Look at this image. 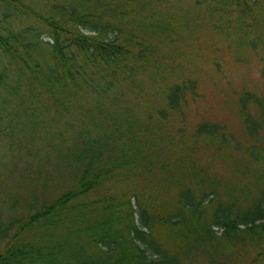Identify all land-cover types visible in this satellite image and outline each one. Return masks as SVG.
I'll list each match as a JSON object with an SVG mask.
<instances>
[{
	"label": "trees",
	"instance_id": "obj_1",
	"mask_svg": "<svg viewBox=\"0 0 264 264\" xmlns=\"http://www.w3.org/2000/svg\"><path fill=\"white\" fill-rule=\"evenodd\" d=\"M248 62L264 0H0V264H264Z\"/></svg>",
	"mask_w": 264,
	"mask_h": 264
},
{
	"label": "rangeland",
	"instance_id": "obj_2",
	"mask_svg": "<svg viewBox=\"0 0 264 264\" xmlns=\"http://www.w3.org/2000/svg\"><path fill=\"white\" fill-rule=\"evenodd\" d=\"M44 40H49L47 34L44 33ZM255 65L253 62H248L244 65L242 70L233 73H199L200 88L205 94L204 102L208 107L202 111L215 112L224 117L228 124L237 131L238 122L233 114L226 109L223 105L222 97L225 95V91L234 84L245 82L248 86L256 89L258 92H264V77H261L258 72V68L252 67ZM231 81L232 84H228ZM223 109V111H221ZM258 169V166H254Z\"/></svg>",
	"mask_w": 264,
	"mask_h": 264
}]
</instances>
